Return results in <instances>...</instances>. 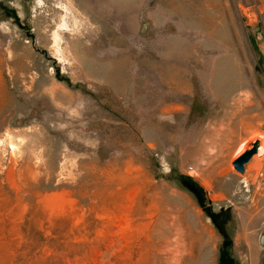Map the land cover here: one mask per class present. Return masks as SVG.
I'll return each instance as SVG.
<instances>
[{
	"label": "rangeland",
	"instance_id": "374dc122",
	"mask_svg": "<svg viewBox=\"0 0 264 264\" xmlns=\"http://www.w3.org/2000/svg\"><path fill=\"white\" fill-rule=\"evenodd\" d=\"M258 135L264 0H0V264H264Z\"/></svg>",
	"mask_w": 264,
	"mask_h": 264
},
{
	"label": "water",
	"instance_id": "95a60500",
	"mask_svg": "<svg viewBox=\"0 0 264 264\" xmlns=\"http://www.w3.org/2000/svg\"><path fill=\"white\" fill-rule=\"evenodd\" d=\"M258 152V142H255L252 144V147L250 150L244 152L240 157H238L233 163L232 167L234 171L240 175L244 174V166L251 160V158L255 155H257ZM261 236L262 238L260 241L262 244L264 243V233Z\"/></svg>",
	"mask_w": 264,
	"mask_h": 264
},
{
	"label": "bare ground",
	"instance_id": "6f19581e",
	"mask_svg": "<svg viewBox=\"0 0 264 264\" xmlns=\"http://www.w3.org/2000/svg\"><path fill=\"white\" fill-rule=\"evenodd\" d=\"M259 136V135H258ZM257 136V137H258ZM261 137H263V136H261ZM258 139H260V136H259V138ZM258 142H259V140H258ZM9 144V143H8ZM260 144L262 145V146H264V137L262 138V139H260ZM242 149V148H241ZM241 151V150H240ZM240 153V152H239ZM243 153V152H242ZM252 159V158H251ZM247 165V164H246ZM246 165L244 166V168L246 167ZM263 234H261L260 236H259V239H258V245H259V247L261 248V249H263L264 248V243L262 244V242L260 241V239L262 238L261 236H262Z\"/></svg>",
	"mask_w": 264,
	"mask_h": 264
},
{
	"label": "crops",
	"instance_id": "0c3cea01",
	"mask_svg": "<svg viewBox=\"0 0 264 264\" xmlns=\"http://www.w3.org/2000/svg\"><path fill=\"white\" fill-rule=\"evenodd\" d=\"M256 164H257L258 167H261V166L264 167V155L260 156L257 159ZM247 171H248V166H247V168L245 167V174L247 173Z\"/></svg>",
	"mask_w": 264,
	"mask_h": 264
}]
</instances>
